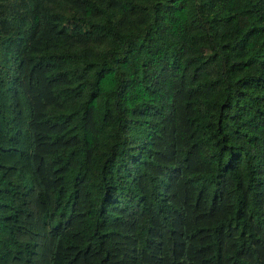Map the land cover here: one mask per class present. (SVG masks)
<instances>
[{
	"label": "trees",
	"instance_id": "1",
	"mask_svg": "<svg viewBox=\"0 0 264 264\" xmlns=\"http://www.w3.org/2000/svg\"><path fill=\"white\" fill-rule=\"evenodd\" d=\"M0 264H264V0H0Z\"/></svg>",
	"mask_w": 264,
	"mask_h": 264
}]
</instances>
